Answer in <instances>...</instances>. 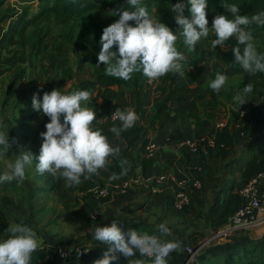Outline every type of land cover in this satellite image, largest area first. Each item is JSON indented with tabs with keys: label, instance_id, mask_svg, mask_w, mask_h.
Listing matches in <instances>:
<instances>
[{
	"label": "crops",
	"instance_id": "1",
	"mask_svg": "<svg viewBox=\"0 0 264 264\" xmlns=\"http://www.w3.org/2000/svg\"><path fill=\"white\" fill-rule=\"evenodd\" d=\"M34 2H37L36 8L33 7ZM41 5V0H0V125L5 126L0 127V130L8 132L10 139L15 138L17 141L9 149V152L0 146V150H2L0 168L6 170L7 161L13 163L21 147L31 151L34 157L32 164L26 167V179L23 182H17L16 188L7 187L4 189L0 186V203L3 205L5 214H8L5 215L6 221H0V236L8 235L6 229L9 223H19L14 217L17 214L26 222L25 225L37 232L42 241L40 247L46 245L49 248H54L57 245H64L72 248L90 243L94 246L93 252L84 259H77V262L94 264V261L102 258L103 252L107 250V243L95 241L89 229L92 228L93 224L97 226L110 225L114 218H119L122 220L120 226L124 232L129 229H136L147 232L149 235L159 236L163 240L181 241V249L173 251L174 254L167 257V264L175 262L174 257L180 254L185 253L188 256L185 246L196 245L190 235L193 232H200L196 226H191L194 220H198L199 214L195 219L192 214L198 208L209 206L202 213L210 212V218L213 222L216 218L212 210L215 201L225 198L230 186H234L235 191H238L242 181L236 182L233 180V176H230L220 190L214 188L216 182H208L209 187L213 185L211 187L212 192L208 193L205 189L207 173L200 167L199 154L191 152L183 140L205 135L212 126L222 128L225 125L231 118V113L225 112L223 118L226 121L219 124L222 118L217 117L223 112L220 105L224 106V103L220 102L219 99H222L223 102L226 101L225 98H222L221 93L226 90L233 92L234 86L232 88V85L240 83L241 78L235 80V83L231 80L226 81L219 92L212 90L209 84L215 77L212 76L213 79H211L207 76L212 74L213 65L204 66L209 63L206 60L203 62L204 64H201V75L203 76L194 81V74L200 72L199 66L183 69L184 74H178L173 81L165 80V75L149 83L146 77V80L135 91L117 85L105 91L104 87L96 81V70L89 67L87 63H82L85 61L80 62L77 57L74 58L73 45L65 41L64 33L59 35L55 31L44 28V24L40 25L39 30V27H35L34 24L36 23H33L35 22L33 19L41 12ZM207 10L209 9L207 8ZM229 15L231 16V13L226 16ZM40 19L41 17H38L36 22ZM213 20L214 17L208 18L209 28H211L210 22ZM28 21L30 24L25 25ZM27 35L36 39L26 40ZM215 38L214 31L210 29L208 37L201 38L193 51L196 53L217 52V56L220 57L216 62L218 65L227 64V59L234 61V55L229 49L238 44L235 35L228 39L225 46H220L219 50L213 49L210 44ZM56 40L58 41L56 42ZM220 51L223 53L220 54ZM72 59L75 63L72 62ZM67 63L73 66V70L65 69ZM95 67L100 69V66ZM228 74H232L230 70ZM83 82L94 83L95 87L85 89V86L82 85ZM67 83L69 86L65 88ZM180 84L185 89L177 91L181 86ZM57 88L62 93H71L77 90L94 92L93 99L83 102L82 106L96 110L97 118L99 112L103 113V117L99 119L100 123L109 119L106 112L114 110L115 105H119L121 110L132 108L139 115L140 123L148 129L151 141L155 142L160 150L154 159L153 173L146 178L147 180L144 178L145 181L142 184L132 189L130 198L125 199L117 196L97 200L81 187L91 178L84 179L81 177L80 185L65 187V178L53 177L47 172L44 174L37 172L38 160L36 161L35 156L38 157L40 153L43 143L41 133L46 131L45 126L50 122V118L43 115L42 112L35 111L32 100L37 93L42 100L44 92H51ZM170 90L173 92L174 99L170 101L168 109L164 110L160 118L153 123L152 116L156 112L155 105L165 98ZM179 96H184L185 99L179 100ZM232 103H235L234 98ZM232 103H228V106L226 105V108L223 109L229 111L230 108L234 107ZM188 106L189 109L186 108ZM113 124L119 127L121 122L111 120L110 127ZM238 127V123L233 125V128ZM106 135L113 146L126 143L122 133L119 137L110 131ZM128 138L131 139V136ZM240 140L236 139L235 150L227 159L210 157L208 172L217 163L226 164L235 156ZM134 143L136 145L132 151L136 153L140 142L135 140ZM255 150L254 153L239 157L237 160L243 165L240 168L241 180L246 160L254 154L259 156L257 152L259 148L256 147ZM145 152L146 150L142 151V156L147 157ZM136 164V174L133 175L141 177V164ZM161 175H166L167 180L159 185L158 193H152V185L156 183V178ZM183 175L190 177L191 181L202 178L204 188H194L190 185L188 188L191 196L190 205L184 209H177L174 206V198L178 190L175 178ZM217 176L220 174L209 177L212 179ZM127 207H138L132 212H140L139 216L144 212V217L130 215ZM169 214L174 215L176 221L167 223L172 235L163 236L158 231V225L164 223L163 218ZM161 217L163 218L159 220ZM170 219L172 218L169 217ZM229 226L230 224L227 222L218 231L213 229L206 234L210 236L213 233L220 236L222 240L219 242L220 244L234 241L235 238L230 239L228 236H233L234 233L243 228H230ZM224 231L227 232L224 233ZM199 263L200 260H195L191 264ZM112 264H128V261L123 257L112 262Z\"/></svg>",
	"mask_w": 264,
	"mask_h": 264
},
{
	"label": "clouds",
	"instance_id": "2",
	"mask_svg": "<svg viewBox=\"0 0 264 264\" xmlns=\"http://www.w3.org/2000/svg\"><path fill=\"white\" fill-rule=\"evenodd\" d=\"M127 5L129 9L117 8L115 15H119V19L105 27L100 37L102 47L97 65H105L108 76L129 80L133 73L142 72L152 83L168 73L183 75L182 62L187 57L177 49L178 38L183 37L184 46L191 51L201 38L208 37L210 29L216 37L211 41L213 49L218 45L225 46L228 39L235 35L238 44L229 49L235 57L234 63L249 74L264 72V55L258 53L250 30L252 24L264 26V11L249 17L240 14L238 5H226L234 18L217 14L209 28L206 12L208 0H188L187 5L176 3L171 9L179 25L178 36L177 31L155 19L142 0H127ZM186 7L190 12L188 16L184 15ZM155 11L153 6L152 12ZM130 21H134V24ZM226 81L227 75L218 72L209 86L219 92ZM68 86L67 83L65 88ZM252 91L253 85L248 83L234 97L239 108L247 102L244 97ZM94 96L95 93L90 90L62 93L59 88L44 92L42 100L38 93L33 96V109L50 118L45 126L46 131L41 133L43 143L38 157L35 156L38 160L36 170L40 174L47 172L53 177L65 178V187L80 185L81 177L89 179L92 175H98L99 170L108 168L110 157L119 158L121 154L119 145L113 146L101 129H93V123L98 122L96 110L82 106L83 102ZM111 116L113 121L121 122L119 127L113 124L108 129L116 137L134 127L140 119L132 108H116ZM16 143L15 138L10 139L8 132L0 130V146L3 150L9 152ZM33 158L31 151L21 147L14 163L8 164L7 170L0 175V183L13 180L23 182L26 179V167L32 164ZM119 165L122 171L120 174L112 173L110 178L113 180L120 179L131 167L126 158L119 159ZM121 222L119 218H114L110 225L93 224L89 229L95 241L110 245L94 264H112L119 259V255L125 257L128 264H143L142 260L136 258L137 253L140 257L151 259L152 264H167L170 253L181 249L182 242L179 240H163L136 229L124 232ZM158 231L163 236L172 235L167 222L160 223ZM6 234L7 238L0 240V264H30L32 253L42 243L37 232L22 223H9Z\"/></svg>",
	"mask_w": 264,
	"mask_h": 264
},
{
	"label": "trees",
	"instance_id": "3",
	"mask_svg": "<svg viewBox=\"0 0 264 264\" xmlns=\"http://www.w3.org/2000/svg\"><path fill=\"white\" fill-rule=\"evenodd\" d=\"M161 2L168 3L173 6L176 3H182L187 0H160ZM43 8L39 13V16L42 13H56L62 17L65 16H80L84 13H88L90 11H102L109 8H114L122 4H127V0H41ZM236 4L240 8V14L242 15H251L254 13H258L264 8V0H208V9L212 12L217 13H229L228 9L225 7L226 5ZM38 16V15H37ZM38 18L35 17L33 20L36 21ZM32 20V21H33ZM30 21H28L25 25H29ZM250 30L253 33V39H263L264 40V26H260L257 24L250 25ZM70 39L71 36L69 35ZM73 49L75 50L76 48ZM231 61V60H230ZM240 68V66H239ZM241 69V68H240ZM238 69L237 72L242 74L241 83H237L232 85L234 86V90L229 91L226 90L228 94H232L236 96L238 93H241L242 87L246 84L251 83L253 85V91L247 96H245V100L251 99L257 103L264 102V72H259L256 74H249L243 69ZM141 76L135 78V80H123L115 77L108 76L105 71H100L97 69L95 71V78L98 84L104 87L105 91H108L112 86H125L133 91H135L141 84L146 80V76L143 75L142 72H138ZM232 73V72H231ZM179 73H168L165 76L166 79L174 80V78ZM243 84V85H241ZM82 85L85 86V89H93L95 87L94 83L83 82ZM181 85V84H180ZM242 86V87H241ZM185 87L183 85L177 91L183 90ZM238 90V91H237ZM235 91H237L235 93ZM232 92V93H231ZM236 94V95H235ZM173 92L170 90L169 94L163 98L160 102L155 105L156 112L152 116L153 123L156 122L162 112L169 107V103L173 100ZM184 96H179V100H184ZM214 100V98H211ZM236 103V102H235ZM237 105V104H236ZM114 110H108L106 113L108 114L109 119L104 120L102 123L99 122V119L103 117V113H98V122H94L95 129H101L103 134H109V127L111 125L110 117L112 113L116 110V108H120L119 105L114 106ZM97 109V108H96ZM98 111V110H97ZM239 113L235 110L232 111L231 118L228 120V123L224 125L222 128H218L216 126H212L207 134L197 136V139L200 141V155L203 157H214V158H222L227 159L230 157L236 145V139H239V135L234 134L233 124L237 121ZM257 119L264 120V103L260 104L259 114ZM126 143L120 144L121 154L119 158L110 157V165L108 168L99 170L98 175H92L91 180L87 183L81 185L82 189L89 192L94 198L97 200H105L108 197L98 199L94 192L92 191L93 186L101 185L104 186L106 184L115 185L122 183L129 175L136 174V163H140L142 167V176L144 178H148L153 173V168L155 165L154 157H146L142 156V151L145 150L148 145L150 139L149 131L145 128L138 120L134 127L127 131L121 132ZM131 136V139L128 137ZM133 137V138H132ZM135 140H138L139 149L136 153H133L132 148L136 143ZM210 140H213L214 145H210ZM126 158L130 161L131 167L127 171L125 175H123L120 179L113 180L111 179L112 173L120 174L121 167L119 165V159ZM264 171V159L259 157L257 154H254L251 158L246 160L245 167L242 171V185L247 183L252 178L256 177L258 174ZM17 180H13L11 182L0 183L4 189L7 187L16 188ZM241 185V186H242ZM132 190L129 193L121 195L122 198L128 199ZM5 201V200H4ZM243 199L238 191H235L234 186H230L228 188V193L225 198L219 199L215 201L213 206V213L215 214V219L212 222L213 229L218 231L219 228L225 225L231 215L242 205ZM7 214V213H6ZM5 212L3 205L0 203V221H6ZM8 215V214H7ZM8 217V216H7ZM19 223L26 224L24 220L21 219L19 215L14 216ZM245 229V228H244ZM207 234L204 232H193L190 235V238L195 242L199 240H204ZM7 236H0V240L6 239ZM242 241V242H241ZM197 244V243H195ZM110 245H106L108 249ZM94 246H92V249ZM93 252V250H92ZM91 252V253H92ZM90 253V254H91ZM89 254V255H90ZM174 252H171L169 256L173 255ZM88 256V255H87ZM85 256L84 258H86ZM136 258L140 259L139 253L136 254ZM187 255L185 253L175 256V262H185L187 260ZM83 258V259H84ZM119 258H123L122 255H119ZM209 259H213L215 261H221L223 264H264V252L263 245L259 242H251L246 240H236L233 242H228L222 244L221 246H217L210 251L208 254L203 256H198L196 261L200 260L199 264H203L204 262L209 261ZM81 260V259H80ZM115 262V261H113ZM219 262L217 264H219ZM30 264H81L77 262V259L73 256H69L66 259H61L56 247L49 248L46 245L39 247L35 252L32 253Z\"/></svg>",
	"mask_w": 264,
	"mask_h": 264
},
{
	"label": "rangeland",
	"instance_id": "4",
	"mask_svg": "<svg viewBox=\"0 0 264 264\" xmlns=\"http://www.w3.org/2000/svg\"><path fill=\"white\" fill-rule=\"evenodd\" d=\"M142 3L144 5H146L148 7V10L150 12L151 15H153L155 17V19L157 20H161V22L167 24L174 32L177 31V35L179 36V25L176 22L175 19V13L172 11L171 7L172 5L165 3V2H161L160 0H142ZM182 3H184L185 5H187L188 0L187 1H183ZM37 2L33 3V7L36 8ZM38 6V5H37ZM153 6L156 8L155 12H152V8ZM123 7L124 9H129V6L127 4H122L119 5L117 7L114 8H109L106 10H102V11H90L88 13H84L80 16L77 17H73V16H65L62 17L56 13H42L41 16H37L41 17L40 21L38 22H33L36 23L34 24L35 27H39L38 30L40 29V25L44 24V28H48L49 30L55 31L57 34H61L64 33V39L66 42H69L71 45H74L76 48L75 50H73L74 52V58L77 57L79 59L80 62L82 63H87L89 67L93 68L94 70H97L95 66H100V71H105V65H97L98 63V54L101 50L102 45L100 44V37L102 36L103 33V29L107 26H109L110 24L114 23L115 21H117L119 19V15H115L117 8ZM43 8V5H41V9ZM264 11V8L261 10ZM259 11V12H261ZM207 12V18H213L215 17L218 13L216 12H212L206 9ZM230 13V12H229ZM229 13H222L224 15H228ZM221 14V13H220ZM256 14V13H254ZM249 15V17H251L252 15ZM184 15L188 16L190 15L189 12V8L186 7L185 11H184ZM212 15H214L213 17H211ZM229 18L232 19L233 16L229 15ZM129 23L134 24V21H130ZM212 22H210V27H212ZM71 36V38L69 39L68 36ZM29 39H36V38H32V36L27 35L26 36V40ZM58 40H56L57 42ZM64 41V42H65ZM258 51L259 54L264 55V40L263 39H253L252 41ZM205 44V43H204ZM211 44V43H210ZM176 46L177 49L181 52H183L185 54V56L187 57L186 61L182 62L183 63V69H186L190 66H199L200 68V72L195 73L193 76V81L196 80V78L202 77L203 75H201V71H202V65L204 64L203 62H205L206 60L209 62L207 64H205L204 66H211L213 65V72L211 75L207 76L208 78H212V76H216V74L222 73V74H226L227 75V81L231 80L235 83V80L241 78L242 79V74L238 73L237 70L238 69H242V67L239 64L234 63V61H230V59H227V64L223 63L221 65H218L216 62L217 60L220 58L217 55V52H194L193 50L189 51L183 44V37H179L177 42H176ZM208 46V45H207ZM243 48V45L242 47ZM217 49H220V45L217 46ZM115 50V49H114ZM223 52L220 51V54H222ZM197 60V62H196ZM235 60V57H234ZM72 62H74V60L72 59ZM193 64V65H190ZM188 65V66H187ZM240 66V68H239ZM66 70H73V66L70 63L66 64ZM240 69V70H241ZM229 70L232 72L231 75H229ZM141 76V74H139L138 72H135L132 74V78L130 79L131 81L135 80L136 77ZM243 80V79H242ZM241 83V82H240ZM239 83V84H240ZM243 85V84H241ZM242 87V86H241ZM226 89H228V87H226ZM225 89V90H226ZM243 89V87H242ZM241 89V91H242ZM234 90V89H233ZM238 91V90H237ZM235 91V93L237 92ZM236 95V94H235ZM222 98H225L226 101L223 102L222 99H219L220 102L224 103L221 106V110H223L222 114L218 115L217 118H222L220 120V123H222V121H226L223 116L225 115V112H230L232 114V111L235 110L237 113H239L238 119L237 121H235V124H239L238 128H233L234 134L239 135V139H241L238 144V149L236 150L237 153L235 154V156H233L226 164H222V163H217L215 165L214 168H210L211 171L208 172V165H209V158L210 157H203L202 155H198V160L200 163V167H202L203 171H206V187L205 189L208 191V193L212 192L211 191V187H213V185H211V187H209V185L207 184L208 182H216V185H214L215 189L220 190V188L222 186H224V183H226V179L230 178V176H233V180H236V182H240L241 180V167L243 165H241V163L238 160L239 157H245L248 156L249 154L254 153L256 150V147L259 148V150H257L259 156L261 158L264 159V120L263 119H257L258 114H259V110H260V104L262 105L264 102L261 103H257L254 100L251 99H247L246 103H244L243 105L239 106L236 105V103H232V99L235 97L234 95H230L228 94L226 91H223L221 93ZM200 101V99H199ZM214 103H217L215 101H213ZM235 102V101H234ZM213 103V104H214ZM232 103L234 105L233 108H230L229 111L228 109H223L226 108L227 104ZM228 106V105H227ZM230 107H232L230 105ZM248 108L249 109V113L247 116H241L240 111L242 108ZM189 109V106L186 107ZM218 119V120H219ZM110 120L112 119V116L110 117ZM228 121L225 123L227 124ZM233 124V125H235ZM224 127V126H223ZM207 134V133H206ZM191 139L197 138V137H190ZM192 152V151H191ZM0 153H2V150H0ZM248 154V155H247ZM2 159L0 158V164H1ZM14 163V162H13ZM10 164L9 161H7V165ZM3 165V164H2ZM6 165V167H7ZM4 166V165H3ZM7 170V168H6ZM0 168V175L3 174L4 171ZM198 171V170H197ZM230 172V173H229ZM220 174V176L217 177H213L212 179L209 177L214 176V175H218ZM195 178V176H192ZM190 178V177H189ZM191 179V178H190ZM200 179V178H198ZM200 182H202L201 184H203V187L201 186V188H204V181L201 178L200 180H198ZM224 181V182H223ZM223 182V184H222ZM215 190V191H218ZM214 192V190H213ZM220 191H218L219 193ZM100 199V198H98ZM209 206H204L202 208H198V210H195V213H193L192 215L195 217L199 214L198 220L197 221H193L192 222V227L196 226L197 230H199L200 232H204V233H210L213 228H212V220L210 218V212L209 213H202L203 210H206ZM135 208L138 207H127V211L130 212V215H135V216H139L140 212H132ZM139 211V209H138ZM187 211V210H186ZM163 216V215H161ZM139 217H144V212L141 213V215ZM169 217H171L172 219L169 220ZM163 217H161L159 220H161ZM152 219V218H150ZM165 221L164 222H172L174 223L176 221V217L174 215H166L163 218ZM239 234V235H237ZM228 238L233 239L234 241L236 240H246V241H251V242H259L263 245V252H264V220H260V222H258V224L256 226H254L253 228H248V229H241L238 232L234 233L233 236H228ZM221 237L217 236L216 234L211 233L210 236H206V238L204 240H199L195 243H197L195 246H200L202 244V247L200 249V253H199V257L203 256L205 254H208V251L217 248V246H221L222 244H220L219 242H221ZM187 242V241H186ZM233 242V241H230ZM242 242V241H241ZM228 243V242H227ZM185 244V243H184ZM87 245H89V247H91L92 245L90 243H87ZM198 257V256H197ZM219 261H215V260H211L209 259V261L204 262L203 264H217ZM219 264H223V262H219Z\"/></svg>",
	"mask_w": 264,
	"mask_h": 264
},
{
	"label": "built area",
	"instance_id": "5",
	"mask_svg": "<svg viewBox=\"0 0 264 264\" xmlns=\"http://www.w3.org/2000/svg\"><path fill=\"white\" fill-rule=\"evenodd\" d=\"M248 113L249 109L246 107L242 108L240 111V114L243 117L247 116ZM200 141L201 140L197 138H187L183 140V143L189 147L190 151L198 154L200 153ZM209 142L210 145H214L213 140H210ZM145 150L148 157L155 158L160 147L150 140ZM145 179L142 176L130 175L120 184H106L104 186L95 185L93 186L92 191L97 198L117 197L129 193L135 186L142 184ZM166 180V175L157 177L156 183H154L151 188L152 193H158L160 188L159 185ZM175 182L178 186V190L175 194L174 206L177 209H184L191 203V196L188 189L189 186L192 185L194 188H201L202 184L198 180L191 181L187 175L175 178ZM238 192L243 199V203L229 218V227L245 229L253 228L258 222H260V220H264V171L243 184L238 189ZM226 232L227 231H224V233ZM56 249L58 250L60 258L63 260L69 256H73L76 259H83L93 250L92 246L89 247L87 244L77 245L72 248L64 245H57ZM200 249V246L186 245L185 251L188 254L187 260L184 263L173 262L171 264H191L199 255ZM142 261L144 264H152V260L147 257H142Z\"/></svg>",
	"mask_w": 264,
	"mask_h": 264
}]
</instances>
